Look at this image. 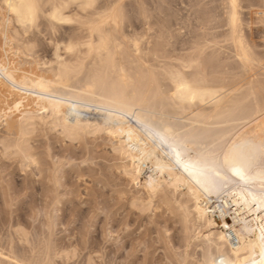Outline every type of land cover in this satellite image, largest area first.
<instances>
[{
    "label": "rangeland",
    "instance_id": "obj_1",
    "mask_svg": "<svg viewBox=\"0 0 264 264\" xmlns=\"http://www.w3.org/2000/svg\"><path fill=\"white\" fill-rule=\"evenodd\" d=\"M240 2L244 33L258 54L249 75L264 84L263 29L256 23L260 0ZM120 5L126 25L146 13L155 28L166 26L165 49L173 58L205 44V54L216 58L205 66L208 79L229 82L241 75L227 42V0H122ZM75 7L64 12L76 21ZM76 28V22L51 26L45 21L38 30L21 31L0 0V62L9 61L17 75L51 78L57 56L72 65L86 56L85 47L79 54L68 51ZM88 66L87 59L79 82ZM0 81L6 95L9 84ZM162 91L169 93L167 86ZM155 98L148 102L153 108L160 106ZM3 100L0 94V264H228L232 259L229 245L218 240L222 218L215 214L214 226L202 223L187 190H175L166 173L155 172L149 163L139 185L133 182L120 144L126 137L111 136L94 107L81 116L102 126L73 132L52 113L32 110L6 118ZM171 123L187 124L176 118ZM150 175L162 180L154 196L144 187ZM226 220L233 224L231 216ZM253 258L262 263L253 254L243 264Z\"/></svg>",
    "mask_w": 264,
    "mask_h": 264
},
{
    "label": "bare ground",
    "instance_id": "obj_2",
    "mask_svg": "<svg viewBox=\"0 0 264 264\" xmlns=\"http://www.w3.org/2000/svg\"><path fill=\"white\" fill-rule=\"evenodd\" d=\"M101 1L92 0L93 8H81L77 5L88 0H62L63 18L71 22L61 23L50 19L56 11L52 6H60L57 0H36L43 6L39 25L45 21L51 26L78 24L77 35L72 38L75 42L68 51L79 54L80 47H85L86 56L77 65L57 56L51 78L17 75L9 61L0 62V78L9 84L6 95L0 88L5 117L25 116L32 110L40 115L52 113L62 127L74 132L102 126L81 116L94 107L111 136L131 139L120 144L130 162L133 182L139 185L143 168L151 163L155 172L166 173L175 190H187L194 214L202 223L214 226L215 214L222 218L218 240L230 247L232 259L228 264H243V259L253 254L264 262V206L258 203L264 195V156L260 151L264 144V84H256L249 75L258 54L256 45L244 33L240 0H227V42L241 73L229 82L208 79L205 66L216 58L205 54V44L197 46L191 55L173 58L165 49L166 26L155 28L156 23H150L146 13L140 22L126 25L122 0ZM2 3L15 25L25 32L16 22L15 13L7 8L8 3L19 4L21 0ZM70 5L76 6V21L64 12ZM258 9L256 23L263 29L264 41V0H260ZM234 14L238 24L233 22ZM206 18L209 22L210 13ZM87 59L88 73L79 82ZM164 86L169 93L162 91ZM31 90L34 94L29 93ZM152 98L158 100L159 107L149 105ZM174 118L187 124L173 125ZM225 155H231L237 165L245 157L253 161L246 168L247 182L231 172ZM197 180L212 191L205 193ZM150 181L162 187V180L150 175L144 186L148 193ZM228 216L233 219L232 225L226 220ZM251 264L262 263L253 258Z\"/></svg>",
    "mask_w": 264,
    "mask_h": 264
},
{
    "label": "snow or ice",
    "instance_id": "obj_3",
    "mask_svg": "<svg viewBox=\"0 0 264 264\" xmlns=\"http://www.w3.org/2000/svg\"><path fill=\"white\" fill-rule=\"evenodd\" d=\"M43 6L36 3V0H21V3L19 4H13V3H8L7 8L15 13L16 16V22L23 26L25 32L29 30V28L32 29H37L38 30V25L39 21L41 19V8ZM52 7L56 8V11L51 14L50 19L52 20H57L59 19L61 23H70L71 21H66L63 18L62 15V9L64 5L60 6H55L53 5ZM77 7L81 8H93L95 7L94 3L92 0H88L87 3H81L78 4ZM235 7V4L233 5ZM233 22L234 24H238V19L233 15ZM4 24H7V21L4 22ZM5 42H7V34L5 33ZM101 42L103 43V35L101 34ZM71 50V48L69 49ZM19 107V106H17ZM261 155L264 156V144L261 145ZM177 156H179V153H177ZM224 162L229 165L231 172L235 175L238 176L241 180L247 182V176H246V168L251 167L253 161L247 157L243 158L241 165H237L233 163V157L231 155H225L224 156ZM32 163H35V161H32ZM217 176L220 175L219 172L216 173ZM226 179V178H225ZM197 184L200 185V187L203 189L205 193L211 192L212 188L208 186L205 183H202L201 181L197 180ZM148 189H149V194L154 195L158 193L161 190V185L155 182H149L148 183ZM253 200H256V197H253ZM258 203L261 206H264V195H262L258 201ZM201 215H204L203 210H201ZM262 241H264V234L261 236ZM223 264V262H221ZM264 264V262H262Z\"/></svg>",
    "mask_w": 264,
    "mask_h": 264
}]
</instances>
